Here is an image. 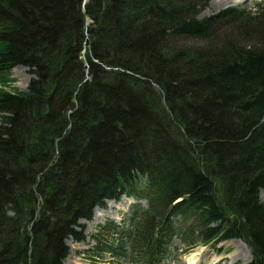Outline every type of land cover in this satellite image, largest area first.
Segmentation results:
<instances>
[{
  "label": "trees",
  "instance_id": "obj_1",
  "mask_svg": "<svg viewBox=\"0 0 264 264\" xmlns=\"http://www.w3.org/2000/svg\"><path fill=\"white\" fill-rule=\"evenodd\" d=\"M208 1L0 0V264H61L122 194L146 207L98 226L96 258L240 238L264 264V7Z\"/></svg>",
  "mask_w": 264,
  "mask_h": 264
},
{
  "label": "rangeland",
  "instance_id": "obj_2",
  "mask_svg": "<svg viewBox=\"0 0 264 264\" xmlns=\"http://www.w3.org/2000/svg\"><path fill=\"white\" fill-rule=\"evenodd\" d=\"M256 2H259L262 6H264V0H249L242 6L226 3L224 0H209L200 17L215 14L219 10L229 6H239L252 10L253 5ZM11 76L14 77L16 81L13 82L9 88L24 90L29 80V74L27 73L26 68L23 66L13 68ZM259 195L261 200L264 201V192L260 191ZM132 203L133 202L131 200L122 197L119 201L113 202L112 204L106 203L104 208L96 211L97 214L95 213L94 215L92 213V218L90 220H86L83 224L85 234L84 240L75 241L69 238L65 241L69 252L64 260H62L61 264H132L130 260L126 259L120 260L118 263L116 261H112V257L108 254L104 255L105 260L103 262L90 259L92 255L90 252H92V247L95 244L91 239V235L97 231L98 225L104 224V222L107 224V221L109 220L121 223V219H123L124 214L127 213V210ZM138 205H142V203H138ZM240 242L242 241L239 239H232L221 242L216 246H198L191 252L184 255L180 254V250L177 251L174 249L175 251H171L170 255L165 259V261H163L162 264H192L194 263L195 258H197V254H199L198 258L201 257L204 264H248L251 259L250 250L246 247V245L244 247Z\"/></svg>",
  "mask_w": 264,
  "mask_h": 264
},
{
  "label": "bare ground",
  "instance_id": "obj_3",
  "mask_svg": "<svg viewBox=\"0 0 264 264\" xmlns=\"http://www.w3.org/2000/svg\"><path fill=\"white\" fill-rule=\"evenodd\" d=\"M226 3H231V4H236V3H242V2H244V1H246V0H224ZM109 204H112V202H109ZM96 211H98L97 209L96 210H94V212H93V214L95 215V213H96ZM97 214V213H96ZM244 247H245V245H244V243H242V242H240ZM247 250V249H246ZM198 255L199 254H197V258H195V261H194V263H192V264H204L203 263V260L201 259V257L200 258H198ZM194 259V258H193ZM74 264H76V263H74Z\"/></svg>",
  "mask_w": 264,
  "mask_h": 264
}]
</instances>
